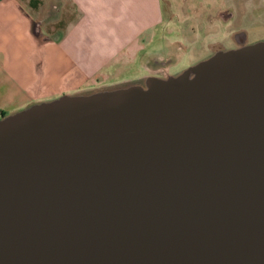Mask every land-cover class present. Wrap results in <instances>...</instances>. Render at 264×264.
Here are the masks:
<instances>
[{"label": "water", "instance_id": "water-1", "mask_svg": "<svg viewBox=\"0 0 264 264\" xmlns=\"http://www.w3.org/2000/svg\"><path fill=\"white\" fill-rule=\"evenodd\" d=\"M0 264H264V40L0 117Z\"/></svg>", "mask_w": 264, "mask_h": 264}, {"label": "crops", "instance_id": "crops-1", "mask_svg": "<svg viewBox=\"0 0 264 264\" xmlns=\"http://www.w3.org/2000/svg\"><path fill=\"white\" fill-rule=\"evenodd\" d=\"M160 16L158 0H0V112L161 56Z\"/></svg>", "mask_w": 264, "mask_h": 264}, {"label": "rangeland", "instance_id": "rangeland-1", "mask_svg": "<svg viewBox=\"0 0 264 264\" xmlns=\"http://www.w3.org/2000/svg\"><path fill=\"white\" fill-rule=\"evenodd\" d=\"M158 5L161 16L158 19L156 36L152 43L148 45V52L154 53L155 48V50L160 52L161 56H165L166 52H168L166 46L171 47L172 44L183 43L184 46L189 48L183 54L180 51L176 53L177 56H174L175 61L180 60L179 63L171 66L170 64L160 65L157 62L159 59H156L155 55L149 59L144 58L141 60L139 58L133 65L126 66L125 72L121 74L113 75V73L107 72L106 78L101 77V75L95 76L92 82L69 90L70 92L66 94H89L130 85H143L145 79L150 76L158 78L177 76L187 66H191L208 57L210 53L209 45L217 44L213 45L215 47L212 48V52L218 51L219 48L223 49L224 46L221 43L219 44V42H224L231 36L230 31L233 29H236V32L245 33L247 41L252 43L264 39V0H158ZM203 10L206 11L202 16L200 12ZM191 11H195V14L193 15ZM220 11L223 14H232V20L213 18L215 13L217 14ZM207 14L208 18L206 17ZM207 19L208 21L210 20L212 25L205 29V32L196 33L191 41L182 38V29L180 27L192 24L198 27L204 26L203 28H205L206 25H209ZM176 38L182 39L183 42L175 41L177 40ZM57 97L41 101H49ZM4 99L0 98V101ZM33 103L37 102L34 101ZM28 105L8 110L3 115L13 114Z\"/></svg>", "mask_w": 264, "mask_h": 264}, {"label": "flooded vegetation", "instance_id": "flooded-vegetation-1", "mask_svg": "<svg viewBox=\"0 0 264 264\" xmlns=\"http://www.w3.org/2000/svg\"><path fill=\"white\" fill-rule=\"evenodd\" d=\"M206 10H203L202 12H200V14L203 16L204 15V12ZM193 12V15L195 14V11H191ZM212 13H215V12H212ZM206 17L208 18V14L206 15ZM213 17V16H212ZM213 18H218V19H222V20H229L231 21L232 20V14H223L221 11L220 12H217V14L215 13V16ZM230 18V19H229ZM207 23L209 25H206L205 28L203 27H198L197 25H190V24H187V25H183L182 27H180L182 30H181V35H182V38L186 40H193V37H195V34L196 33H203L205 32V29L209 28L212 24L210 23V20L208 21L207 19ZM198 27V28H197ZM237 30L236 29H233L232 31H230V35L224 42H219V44L221 43V45L224 46V48H219L218 50H227V49H233V48H237V47H240V46H244V45H247V44H252L251 41H247V38H246V34L243 33V32H236ZM199 33V34H200ZM177 40L175 41H182V39H178L176 38ZM261 40H264V39H261ZM260 41V40H259ZM189 43V42H188ZM182 44H172L171 47L170 46H166L167 48V51L166 52V55L165 56H155V58L159 59V64L160 65H164V64H170L173 65V64H176V63H179L180 60H178L177 62L175 61V57L177 56V52H182V54L185 52V50H187V46H182ZM213 45H217V44H211L209 45V56H211L213 53H215L216 51H213L212 52V48H214L215 46ZM171 48V49H170ZM172 48H174L172 50ZM175 56V57H174ZM206 57V58H208ZM178 58V57H177ZM181 58V57H180ZM205 58V59H206ZM189 67V66H187ZM166 75V74H165Z\"/></svg>", "mask_w": 264, "mask_h": 264}, {"label": "trees", "instance_id": "trees-1", "mask_svg": "<svg viewBox=\"0 0 264 264\" xmlns=\"http://www.w3.org/2000/svg\"><path fill=\"white\" fill-rule=\"evenodd\" d=\"M0 116H1V117H3V116H4L2 112H0Z\"/></svg>", "mask_w": 264, "mask_h": 264}]
</instances>
